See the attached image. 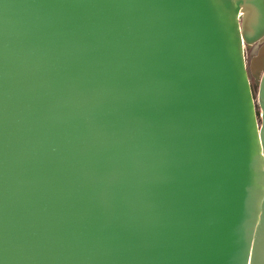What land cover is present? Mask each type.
<instances>
[{
    "label": "water",
    "instance_id": "1",
    "mask_svg": "<svg viewBox=\"0 0 264 264\" xmlns=\"http://www.w3.org/2000/svg\"><path fill=\"white\" fill-rule=\"evenodd\" d=\"M262 40L264 0H0V264H264Z\"/></svg>",
    "mask_w": 264,
    "mask_h": 264
},
{
    "label": "rangeland",
    "instance_id": "2",
    "mask_svg": "<svg viewBox=\"0 0 264 264\" xmlns=\"http://www.w3.org/2000/svg\"><path fill=\"white\" fill-rule=\"evenodd\" d=\"M264 42V40L258 42L255 45L250 46L249 48L245 49V58L247 63L249 62V60L255 55L256 50L258 49V47ZM250 81L252 82L253 79L252 77H250Z\"/></svg>",
    "mask_w": 264,
    "mask_h": 264
},
{
    "label": "flooded vegetation",
    "instance_id": "3",
    "mask_svg": "<svg viewBox=\"0 0 264 264\" xmlns=\"http://www.w3.org/2000/svg\"><path fill=\"white\" fill-rule=\"evenodd\" d=\"M253 58V57H252ZM252 58L249 60V62L247 63L248 65H250L252 63Z\"/></svg>",
    "mask_w": 264,
    "mask_h": 264
}]
</instances>
